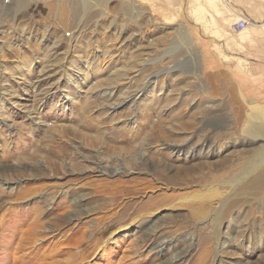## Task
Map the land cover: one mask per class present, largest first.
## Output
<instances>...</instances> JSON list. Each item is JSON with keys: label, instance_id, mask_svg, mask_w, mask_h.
Listing matches in <instances>:
<instances>
[{"label": "rangeland", "instance_id": "374dc122", "mask_svg": "<svg viewBox=\"0 0 264 264\" xmlns=\"http://www.w3.org/2000/svg\"><path fill=\"white\" fill-rule=\"evenodd\" d=\"M24 1L22 11L0 16V206L8 204L0 212V264H39L32 253L16 263L17 243L44 200L36 193L51 183L68 193H52L49 217L82 193L80 208L101 206L107 215L128 203L84 242L89 257L142 205L154 179L141 159L126 160L207 159L204 181L213 182L238 175L264 145L250 144L244 130L247 104H264V0ZM241 16L243 32L233 29ZM54 161L61 164L55 176ZM21 162L34 169H15ZM105 167L110 174L99 176ZM224 215L232 224L219 237L222 264H264V202L248 195ZM215 218L163 226L132 264H176L190 241L196 249L184 264H217ZM88 224L80 220L72 241ZM159 235L173 241L147 255ZM141 239L122 231L91 264H118Z\"/></svg>", "mask_w": 264, "mask_h": 264}, {"label": "bare ground", "instance_id": "6f19581e", "mask_svg": "<svg viewBox=\"0 0 264 264\" xmlns=\"http://www.w3.org/2000/svg\"><path fill=\"white\" fill-rule=\"evenodd\" d=\"M97 1L100 3L107 2V0ZM2 4L0 5V16L5 11H22L25 1L14 0L13 2V0H10L4 2L3 6ZM84 5L87 6L86 3ZM237 14L241 15V13ZM245 19L247 20V18ZM187 67L189 69L195 68L190 64ZM243 97L245 98V96ZM247 105V122L244 125V130L249 137L248 141L250 144L264 143V104L251 101ZM93 142H96V139ZM158 151H161V149ZM184 154V156L188 155L187 152H184ZM148 155L144 156V154H141L139 156L138 154L136 157L126 160V165H133L135 160L141 159L140 165L143 171L154 178H151L152 180L149 179V182L145 184V192L147 193L140 198L143 206L136 207L137 209L133 215L123 221L118 229L107 239L102 240L99 238L95 242L91 256L88 255L89 257H87L84 255L82 250L84 242L93 239L99 230L100 221L103 218L114 220L129 205L128 203H117L110 215H107L101 206L83 209L80 208V202L84 201L86 194L82 193L78 197L76 196L69 200L64 209L57 213V218L49 217L46 214L52 208V193L57 190L61 193H68L64 183L55 182L36 193V196L44 197V200L41 201V204L29 217L27 226L20 229L17 246L18 252H23V255L15 257L16 263L20 261L24 263L28 253H32L31 255L33 256L38 255L39 264H91L99 255L103 256L108 252L109 240L123 231L131 232L136 239L142 237L141 240H137L142 242V244L139 242V246L131 245L129 255L127 256L126 254L118 261V264H132L139 255L140 247L144 245L143 242L148 235H155L163 226L172 227L176 222L187 220L203 222L216 216L215 231L217 233V241L215 248L218 249L216 262L219 261L217 264H222L220 254L222 242L219 241V237L221 230L223 228L228 230L232 224V221H223L224 214L233 210L240 198L248 195H253L264 202V145L259 151L254 150L252 153L254 157L251 163L245 165L238 175L225 178L224 174H220L223 179L213 182L204 181L208 176L205 171L206 161L203 160L207 159H201L196 161V163L190 164L186 158H180L177 160L178 163H174L164 154V156L159 155L153 158ZM27 167L29 170L34 169L24 162H21L20 167L15 169L21 170ZM44 168L47 169L46 167L38 166L39 172L42 173ZM60 168L61 164L59 162H52L50 170L48 169L50 175L55 176ZM99 172H101L99 176H103L106 173L110 174V170L107 167ZM218 176L216 175V177ZM159 196H161L162 203H160L159 199H156ZM7 205L0 206V212L2 213L3 211L2 216L6 215ZM59 219H62V221L60 222ZM82 219H87L90 224L84 228L80 237L74 236L75 238L72 241L71 234ZM162 219L163 221L159 222ZM72 220L78 221L75 223L78 225L65 229L66 226L64 224L70 223ZM148 223L152 224L146 228ZM172 239L171 235L161 237L159 235L157 238L159 242L156 245H150L146 249L147 255L161 249L164 245H169V242L173 241ZM46 242L48 243L45 245ZM188 247L189 250L186 249L179 252L173 257L176 264H184L189 260L196 248L193 246L192 241L188 243Z\"/></svg>", "mask_w": 264, "mask_h": 264}, {"label": "built area", "instance_id": "2783aa9c", "mask_svg": "<svg viewBox=\"0 0 264 264\" xmlns=\"http://www.w3.org/2000/svg\"><path fill=\"white\" fill-rule=\"evenodd\" d=\"M248 28V21L244 17H239L238 21L233 24V29L237 31H244Z\"/></svg>", "mask_w": 264, "mask_h": 264}]
</instances>
